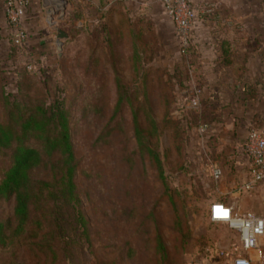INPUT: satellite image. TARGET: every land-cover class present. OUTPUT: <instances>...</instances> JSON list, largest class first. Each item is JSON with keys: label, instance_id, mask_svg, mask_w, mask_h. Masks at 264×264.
Returning <instances> with one entry per match:
<instances>
[{"label": "rangeland", "instance_id": "obj_1", "mask_svg": "<svg viewBox=\"0 0 264 264\" xmlns=\"http://www.w3.org/2000/svg\"><path fill=\"white\" fill-rule=\"evenodd\" d=\"M3 1L0 120L6 109L2 76L12 90L22 73L41 89L59 88L76 121L83 113L85 123L105 126L117 113L111 136L94 137L83 128L74 137L79 155H86L77 178L88 219L79 264H231L229 249L238 237L212 221L211 206L235 200L231 157L250 129L220 112V100L192 102L193 56L181 52L160 1L32 0L24 19L28 36L21 42ZM59 29L69 34L62 50ZM95 141L104 142L105 151H89ZM9 164L8 150L0 148V180ZM215 166L222 170L219 179ZM244 198L238 211H251L259 200ZM13 206L0 201L1 220L11 217ZM12 251L0 241V264H8ZM25 258L28 264L52 261L33 253Z\"/></svg>", "mask_w": 264, "mask_h": 264}, {"label": "trees", "instance_id": "obj_2", "mask_svg": "<svg viewBox=\"0 0 264 264\" xmlns=\"http://www.w3.org/2000/svg\"><path fill=\"white\" fill-rule=\"evenodd\" d=\"M92 60L97 72L99 62L94 56ZM25 75L15 80L12 90L1 79L6 109L0 120V148L8 150L10 164L0 180V201H13L14 206L9 219H0V241L13 247L8 264H28L25 254L30 253L51 257L47 264H79L88 219L77 178L86 155H79L74 137L83 128L94 137L111 136L117 113L105 126L85 123L83 113L76 121L59 88L53 91L46 84L41 89ZM104 146L95 141L89 151L97 154L105 151ZM148 150L153 153L149 145ZM166 252L172 257L170 250Z\"/></svg>", "mask_w": 264, "mask_h": 264}, {"label": "crops", "instance_id": "obj_3", "mask_svg": "<svg viewBox=\"0 0 264 264\" xmlns=\"http://www.w3.org/2000/svg\"><path fill=\"white\" fill-rule=\"evenodd\" d=\"M191 1L200 11L188 50L197 70L194 93L210 105L220 100V112L250 129L245 138L264 131V0ZM244 141L231 157L238 180L248 166Z\"/></svg>", "mask_w": 264, "mask_h": 264}, {"label": "built area", "instance_id": "obj_4", "mask_svg": "<svg viewBox=\"0 0 264 264\" xmlns=\"http://www.w3.org/2000/svg\"><path fill=\"white\" fill-rule=\"evenodd\" d=\"M32 0H5L4 12L11 27L15 30L18 42L24 41L28 34L24 25L26 10ZM165 13L174 23L175 33L180 40L181 52L187 55L193 41V31L200 11L191 0H159ZM195 94L192 102L200 104ZM244 152L248 166L242 178L235 182V202L218 200L213 202L211 219L226 224L234 231L239 244L229 249L231 264H264V131L252 130L244 141ZM216 179L222 175L218 167L212 168ZM245 196L259 197L251 211H238L244 205Z\"/></svg>", "mask_w": 264, "mask_h": 264}, {"label": "water", "instance_id": "obj_5", "mask_svg": "<svg viewBox=\"0 0 264 264\" xmlns=\"http://www.w3.org/2000/svg\"><path fill=\"white\" fill-rule=\"evenodd\" d=\"M57 9H58V11L62 10V12H64L66 10V7H63V8L58 7ZM52 13H54V12H52ZM57 38H58V48H59V50H62L63 45H64L63 40L68 39L69 34L65 30L59 29L58 34H57ZM238 241H239V239H238Z\"/></svg>", "mask_w": 264, "mask_h": 264}]
</instances>
